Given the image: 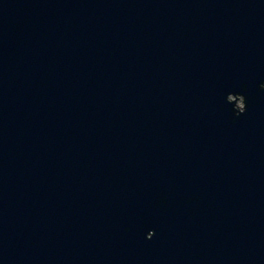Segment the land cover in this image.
Returning a JSON list of instances; mask_svg holds the SVG:
<instances>
[{
    "label": "water",
    "instance_id": "95a60500",
    "mask_svg": "<svg viewBox=\"0 0 264 264\" xmlns=\"http://www.w3.org/2000/svg\"><path fill=\"white\" fill-rule=\"evenodd\" d=\"M0 264H264V0H0Z\"/></svg>",
    "mask_w": 264,
    "mask_h": 264
},
{
    "label": "rangeland",
    "instance_id": "374dc122",
    "mask_svg": "<svg viewBox=\"0 0 264 264\" xmlns=\"http://www.w3.org/2000/svg\"><path fill=\"white\" fill-rule=\"evenodd\" d=\"M236 106L241 107V104L240 103H237Z\"/></svg>",
    "mask_w": 264,
    "mask_h": 264
},
{
    "label": "flooded vegetation",
    "instance_id": "af4514ba",
    "mask_svg": "<svg viewBox=\"0 0 264 264\" xmlns=\"http://www.w3.org/2000/svg\"><path fill=\"white\" fill-rule=\"evenodd\" d=\"M237 103H239V102L236 101V104H237Z\"/></svg>",
    "mask_w": 264,
    "mask_h": 264
}]
</instances>
